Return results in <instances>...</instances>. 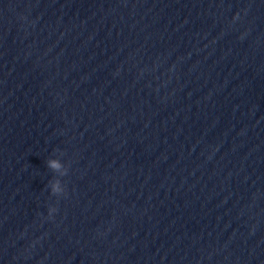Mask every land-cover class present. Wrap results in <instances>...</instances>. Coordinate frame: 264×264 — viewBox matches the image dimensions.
<instances>
[{
	"label": "water",
	"instance_id": "obj_1",
	"mask_svg": "<svg viewBox=\"0 0 264 264\" xmlns=\"http://www.w3.org/2000/svg\"><path fill=\"white\" fill-rule=\"evenodd\" d=\"M0 264H264V0H0Z\"/></svg>",
	"mask_w": 264,
	"mask_h": 264
},
{
	"label": "clouds",
	"instance_id": "obj_2",
	"mask_svg": "<svg viewBox=\"0 0 264 264\" xmlns=\"http://www.w3.org/2000/svg\"><path fill=\"white\" fill-rule=\"evenodd\" d=\"M47 167L53 172H58L60 174L59 177H64L68 175L69 169L65 167V165L56 159H50L47 162ZM48 187L50 188V193L56 197H65L67 196L66 186L61 183V179L57 178L55 180L50 181ZM58 209L56 207H50L48 210V215L50 218H54Z\"/></svg>",
	"mask_w": 264,
	"mask_h": 264
}]
</instances>
